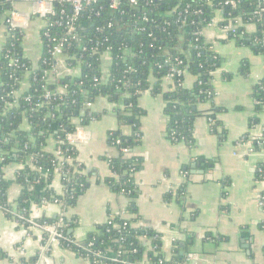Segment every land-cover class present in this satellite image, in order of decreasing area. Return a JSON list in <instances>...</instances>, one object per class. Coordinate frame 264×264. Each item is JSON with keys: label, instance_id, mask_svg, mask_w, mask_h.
I'll use <instances>...</instances> for the list:
<instances>
[{"label": "trees", "instance_id": "obj_1", "mask_svg": "<svg viewBox=\"0 0 264 264\" xmlns=\"http://www.w3.org/2000/svg\"><path fill=\"white\" fill-rule=\"evenodd\" d=\"M225 1L153 0L143 1L138 6L121 3L117 10H112L103 0L84 8L75 21L73 33L68 32L69 19L65 17L72 15L70 6L56 2L55 14L47 15L52 24L47 31L51 37L66 40L63 57L53 58L49 52L53 43L43 37L44 49L36 68L24 53L25 30L6 23L10 35L0 48V158L3 160L0 161V205L25 216H29L28 203L32 199L39 204L57 201L64 208L77 205L79 196L91 181L79 160L77 147L68 141L67 135L75 131L79 123L86 126L99 119L103 113L92 111L89 105L105 98L117 105L119 123L133 127L131 135L123 134L120 129L109 133L108 142L117 155L104 157L113 174L106 182L114 191L130 199L127 210L137 214L139 187L135 174L140 159L132 152L142 139L141 96L147 92L154 96L164 95L168 138L192 147L195 144L194 123L199 116L211 118L212 132L221 135L217 115L222 108L213 104L208 112L199 109L200 104L214 99V73L222 62L205 35L209 24L219 14L224 17L221 26L227 25L231 18L238 28L236 37L230 35L228 39L264 57V6L258 0H241L233 9ZM11 10L12 0H0L1 16H8ZM248 25H255L256 31L249 32ZM107 50L112 61L106 68L102 57ZM61 58L72 68L80 66V74L52 80L53 70L57 69ZM179 70L196 76L194 86L184 85L185 73L180 75ZM248 70L249 62L243 60L241 73L246 74ZM27 74L30 87L18 94ZM225 76L232 75L226 73ZM48 91L51 97L47 100ZM252 96L257 112L263 113L264 77L255 84ZM120 102L123 108L118 106ZM25 120L30 125L29 131L23 129ZM258 123L259 120L252 119L251 128ZM50 139L56 141L54 151L46 149ZM249 140L254 141L255 150L264 149V126L258 138H253L249 132L240 142ZM124 149L131 152L125 153ZM13 159L22 165L16 179L22 191L17 204H13L15 207L8 200L9 182L3 171ZM56 172L64 181L61 195L48 188ZM257 176L264 178V165L259 166ZM182 191H178L179 195ZM9 211L6 215L13 219ZM58 219L59 216L43 217L37 221L53 223ZM137 221L138 218L119 215L97 225L79 242L73 234L78 225L77 217H65L59 243L95 264H187L178 241L174 242L173 256L166 259L162 234L147 226H138ZM24 225L29 226L28 223ZM37 261L35 257L24 264Z\"/></svg>", "mask_w": 264, "mask_h": 264}, {"label": "crops", "instance_id": "obj_2", "mask_svg": "<svg viewBox=\"0 0 264 264\" xmlns=\"http://www.w3.org/2000/svg\"><path fill=\"white\" fill-rule=\"evenodd\" d=\"M16 10L25 22L23 47L25 56L34 68L41 59L44 44L41 33L46 21L33 14L31 0H17ZM221 15L217 16L220 21ZM4 17L0 15V48L6 41ZM255 32V25H248ZM218 26L207 28L205 35L221 57V67L214 73V99L199 105L208 112L213 104L222 108L217 119L221 135L211 130L209 119L199 116L194 123V146L173 142L167 136V116L164 113V95L147 92L139 99L144 110L140 117L142 139L133 154L140 159L135 174L139 194L136 198L138 213L128 212L130 199L114 191L106 182L112 177L111 168L104 159L117 155L108 142L109 133L121 130L133 133L131 125H121L117 105L99 98L91 108L103 113L99 119L83 126L77 143L79 160L90 176V186L79 196L77 205L64 208L59 202L28 203L31 218H56L64 214L77 217L74 237L81 242L97 225L121 215L138 218L137 225L147 226L162 234V251L166 259L173 256L175 241L187 264H264V178L257 176L264 165V149L241 143L250 132L256 139L264 126V112H257L252 93L255 84L264 77V57L248 47L237 46ZM243 60L249 70L241 73ZM111 61L107 57L106 68ZM80 66L70 67L61 58L57 71L51 77L78 76ZM226 73L232 76L227 78ZM30 74V73H28ZM28 74L22 82L21 92L29 89ZM196 76L186 73L184 85L194 86ZM123 108V102L118 105ZM259 123L251 128V120ZM23 129L29 131L27 120ZM56 141L50 139L47 151L56 150ZM22 169L14 159L3 171L9 182L8 200L16 205L22 187L17 173ZM57 194L64 193V181L56 172L48 186ZM183 191L179 195V190ZM49 257L46 260L44 257ZM38 257L36 264H95L75 251L57 244H49L46 233L37 226H25L9 218L0 209V264H24Z\"/></svg>", "mask_w": 264, "mask_h": 264}, {"label": "built area", "instance_id": "obj_3", "mask_svg": "<svg viewBox=\"0 0 264 264\" xmlns=\"http://www.w3.org/2000/svg\"><path fill=\"white\" fill-rule=\"evenodd\" d=\"M100 1L103 0H31L32 4H33V14L35 15H40L41 17H43L46 21L45 27L42 30V35L41 38L42 40L43 37H45L46 39H48L49 42L53 43L52 48L49 49L50 54L52 55L53 58L55 59H59L60 57H63V49L65 46V39H58L56 37H51V34L49 33V31H47V28L52 25L49 23V20L47 19V15L49 14H55V8H54V4L56 2L58 3H63L66 4L68 6H70V9L72 11V15L68 16L66 15L65 17L69 19V28H68V32L73 33L75 31V21L77 20L78 16L81 14V12L84 10V8L87 5L93 4V3H98ZM108 3V6L110 9L112 10H117L119 5L121 3H127L130 6H138L141 2H150L153 0H105ZM202 1H210V0H202ZM241 0H226L225 4L229 5L230 7H232L233 9H235L238 5V3ZM254 1V0H253ZM257 1V0H256ZM259 3L264 6V0H258ZM17 0H12V5H13V10L9 11L8 16H3L4 17V25L5 28L7 26L6 23H9L11 25V27H21L24 29V25L25 22H22L21 20H19L20 18V13L16 10L15 8V4H16ZM123 13V11H121V14ZM65 14V11H62V15ZM261 14V13H259ZM220 15V14H219ZM218 16V15H217ZM145 19V18H144ZM146 20V19H145ZM224 20V17H222L221 15V19L220 21L217 20V17L209 24V28L210 27H214V26H218V28L222 31V35H224L226 38H229L230 35L231 36H235L236 37V31L238 28L237 24H233L231 18L229 19V23L225 26H221L220 22ZM56 24H62V22L60 21H56ZM10 35L9 30L6 28L5 30V37L7 38ZM107 57L109 58L110 61H112V56L110 54V51L107 50V52L103 55L102 59L105 60L107 59ZM13 63H16L15 60H13ZM54 73H56L57 69L53 70ZM178 73L184 74L185 71L179 70ZM186 74V73H185ZM26 92V91H25ZM23 93L21 92V88L19 90V93ZM215 95V92H214ZM51 97V93L48 91L45 94V99H49ZM39 105L41 104V102L38 103ZM92 104L89 105V107H91ZM209 121L211 124H213V120L211 118H209ZM83 126L79 123L75 129V131H73L72 133H69L67 135L68 141L73 144V145H77V143L82 140L79 137V133L83 130ZM247 145H252L251 142H246ZM260 145H262L261 143H259ZM77 147V146H76ZM125 153H130L131 151L129 149H124ZM57 155L60 156V150L57 151ZM0 161H3L0 158ZM10 205L13 207L14 205L12 203H10ZM262 206L264 207V199L262 201ZM15 207V206H14ZM0 209L2 211L5 212V214H7V209H5L4 206L0 205ZM9 212H11L13 214V219L18 222V223H22L20 221H23V225L25 223H28L29 226H37L39 228H41L43 230L44 233H46L49 244H57L60 245L59 241L60 239L63 237V231L61 230L62 225L64 224V220H65V216L64 214H61L59 216L58 221L53 222V223H48L47 221H44L42 223L38 222L37 220L33 219L29 216H25V215H17L15 209L10 210ZM160 263H163V260H160ZM143 264V263H142Z\"/></svg>", "mask_w": 264, "mask_h": 264}, {"label": "water", "instance_id": "obj_4", "mask_svg": "<svg viewBox=\"0 0 264 264\" xmlns=\"http://www.w3.org/2000/svg\"><path fill=\"white\" fill-rule=\"evenodd\" d=\"M46 260H48L49 259V257L47 256V255H45V257H44Z\"/></svg>", "mask_w": 264, "mask_h": 264}]
</instances>
